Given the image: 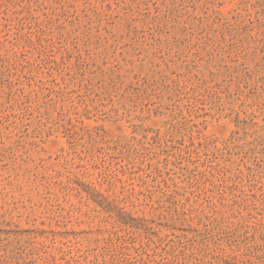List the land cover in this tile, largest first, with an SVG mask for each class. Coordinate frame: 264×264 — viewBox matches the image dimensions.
Returning a JSON list of instances; mask_svg holds the SVG:
<instances>
[{
  "label": "rangeland",
  "instance_id": "374dc122",
  "mask_svg": "<svg viewBox=\"0 0 264 264\" xmlns=\"http://www.w3.org/2000/svg\"><path fill=\"white\" fill-rule=\"evenodd\" d=\"M0 264H264V0H0Z\"/></svg>",
  "mask_w": 264,
  "mask_h": 264
}]
</instances>
